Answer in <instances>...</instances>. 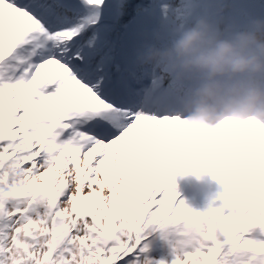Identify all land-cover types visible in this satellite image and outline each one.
I'll return each instance as SVG.
<instances>
[{
  "label": "snow or ice",
  "instance_id": "1",
  "mask_svg": "<svg viewBox=\"0 0 264 264\" xmlns=\"http://www.w3.org/2000/svg\"><path fill=\"white\" fill-rule=\"evenodd\" d=\"M196 3L0 0V264H141L154 224L182 228L173 264H264V129L194 134L146 106L136 53ZM197 137L226 185L202 212L171 179Z\"/></svg>",
  "mask_w": 264,
  "mask_h": 264
},
{
  "label": "clouds",
  "instance_id": "2",
  "mask_svg": "<svg viewBox=\"0 0 264 264\" xmlns=\"http://www.w3.org/2000/svg\"><path fill=\"white\" fill-rule=\"evenodd\" d=\"M135 62L188 85L182 119L194 134L225 126L264 129V19L240 29L195 16L170 35L154 31ZM184 159L198 173L209 171L218 155L197 137Z\"/></svg>",
  "mask_w": 264,
  "mask_h": 264
},
{
  "label": "rangeland",
  "instance_id": "3",
  "mask_svg": "<svg viewBox=\"0 0 264 264\" xmlns=\"http://www.w3.org/2000/svg\"><path fill=\"white\" fill-rule=\"evenodd\" d=\"M212 1L213 0H197L193 15L188 18L186 22H189L195 16H205L213 22L214 11L211 4ZM240 1L242 4L246 2L248 3V12L254 18H251L252 20L250 19L243 28H246L251 21L257 18L264 19V0H237V2ZM227 19L228 18L225 16L215 18L214 23L224 27ZM150 71H154L155 75L158 77L156 87L146 100V106L150 108L151 114H154L157 117L178 116L183 118L186 116L187 112L184 101L187 97L188 85L177 81L174 77L169 75L166 70L150 69ZM164 80L166 81V84L160 87ZM175 176L177 178L176 186H178V189L174 190L180 195L187 188L184 197L180 198V200L184 203L187 201L188 204L185 205L194 211L195 207L192 206V201H198L200 203V209H197L198 212L204 211L209 204L217 201L216 194L220 195L226 187L223 182L216 180L210 171L198 173L193 171L185 172L182 168L177 167L173 170L171 179L173 180ZM215 187L218 188L215 189ZM168 232H172L171 240L175 239L176 241V244L173 247L175 253L170 257H175L176 259V256L179 253V244L184 239L181 235V227H177L173 224L165 226H160L159 224L151 225L146 231V239H161L163 236H166ZM253 235L255 238L264 239V236L260 235L258 229ZM155 241L156 240H154L153 243ZM170 257L165 256L164 258L155 259V263L156 261L161 260L162 262H165V264L166 262H168L167 264H170L172 261Z\"/></svg>",
  "mask_w": 264,
  "mask_h": 264
},
{
  "label": "trees",
  "instance_id": "4",
  "mask_svg": "<svg viewBox=\"0 0 264 264\" xmlns=\"http://www.w3.org/2000/svg\"><path fill=\"white\" fill-rule=\"evenodd\" d=\"M211 4L214 11L213 23L215 22V18L222 16L228 18L224 27H235L242 29L245 24H247L249 20L253 18L248 12L249 5L247 2L242 4L241 1L237 2V0H213ZM165 84L166 81L164 80L160 87L164 86ZM185 204H188V202L185 201ZM192 206L195 207V211L200 209V203L198 201H192ZM176 226L178 227L179 225ZM171 233L172 232H168V234L163 236L161 239H147L143 241V244L147 245V250L139 253L141 264H145V261H151V264H160L161 260L156 261L155 263V259L164 258L165 256L170 257L173 255V253H175L173 247L176 244V241L175 239L171 240ZM154 240L156 241L153 243ZM170 259L172 260L170 264H173L175 257H170ZM167 263L168 262H166V264ZM163 264H165V262H163Z\"/></svg>",
  "mask_w": 264,
  "mask_h": 264
},
{
  "label": "flooded vegetation",
  "instance_id": "5",
  "mask_svg": "<svg viewBox=\"0 0 264 264\" xmlns=\"http://www.w3.org/2000/svg\"><path fill=\"white\" fill-rule=\"evenodd\" d=\"M176 180H177V178H176V176H175V178L172 180V181L174 182V185H175V190L178 189V186H176V182H177ZM216 188H218V187H215V189H216ZM185 190H187V188H186ZM183 192H184V191H183ZM215 193H216V190H215ZM181 194H182V193H181ZM181 194H180V195H181ZM216 198H218V196H217Z\"/></svg>",
  "mask_w": 264,
  "mask_h": 264
}]
</instances>
